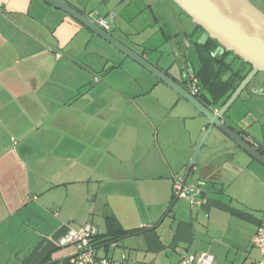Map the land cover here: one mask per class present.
Here are the masks:
<instances>
[{
  "label": "crops",
  "instance_id": "1",
  "mask_svg": "<svg viewBox=\"0 0 264 264\" xmlns=\"http://www.w3.org/2000/svg\"><path fill=\"white\" fill-rule=\"evenodd\" d=\"M152 1L159 0L140 1L139 15L125 18L127 13L110 7L101 17L112 15L109 33L182 81L173 64L151 59V47L124 29V23L133 24L145 13L151 22L135 33L156 28L150 36L158 52L182 34H188L193 50L196 24L184 25V12L174 3L169 9L175 15L168 13L175 20L171 29ZM2 6L0 236L10 225L15 233L5 251L0 248V264H62L75 247L60 246V237L83 223L106 233L116 226L109 214L121 228L140 230L111 243L97 237L92 247L99 257L125 264H176L183 251L208 252L215 264H256L262 258L253 239L263 214L237 208L232 197L225 200L222 172L213 179L204 176L206 166L188 172L205 121L187 100L48 1L7 0ZM175 45L172 51L170 44L174 58L182 54L179 41ZM188 49L182 57L186 75L199 68ZM117 67L123 74L114 72ZM257 121L253 117L241 127L253 140L250 129ZM183 166L185 183L203 189L200 205L172 198ZM179 199L189 207L174 203Z\"/></svg>",
  "mask_w": 264,
  "mask_h": 264
},
{
  "label": "water",
  "instance_id": "2",
  "mask_svg": "<svg viewBox=\"0 0 264 264\" xmlns=\"http://www.w3.org/2000/svg\"><path fill=\"white\" fill-rule=\"evenodd\" d=\"M46 1L71 16L166 83L203 116L205 128L191 157L188 172L195 165L206 166L207 170L204 176L213 179L221 175L222 167L238 171L239 168L235 165L247 166L257 162L264 166V155L256 148L261 144L256 139V141L251 139L239 126L233 115L234 113L229 112L231 104L251 79L258 72L264 73V12L250 0H171L199 26V44H204L209 38L216 40L218 47L213 55L218 51L220 53L230 51L238 59L250 65V70L230 93L226 101L214 108L205 105L167 72L161 70L126 43L97 26L92 19L93 17H90L92 12L82 13L63 0ZM95 13H98V11H95ZM113 22L112 15H110L109 23L112 24ZM175 54L178 57L177 60L180 59L176 67H178L180 74L186 77V72L182 69L185 62L182 60L184 53L180 55L176 52ZM233 128H236L238 132L241 131L240 133H243L245 138L240 136ZM210 135L212 144L216 147L203 160L197 161L199 152ZM262 148L264 151L263 145ZM222 152L225 154L224 159L215 157Z\"/></svg>",
  "mask_w": 264,
  "mask_h": 264
},
{
  "label": "rangeland",
  "instance_id": "3",
  "mask_svg": "<svg viewBox=\"0 0 264 264\" xmlns=\"http://www.w3.org/2000/svg\"><path fill=\"white\" fill-rule=\"evenodd\" d=\"M70 1L76 3L80 7H84L86 9V11H85L86 13L92 12L93 14L90 17H93V19H96L99 16H103L108 11V9H110V7L117 8V10L120 11L121 14L127 13L125 18L132 17L136 13H137V15H139L141 13L139 11L142 8H144V4H142L140 2L141 0H70ZM250 1L256 7H258L262 12H264V0H250ZM6 2H7V0H0V7L2 5H4V7H7ZM172 4H174V3H172L171 0H159L157 5H155V3H153V1H152V5L154 6V8L160 9L161 17L164 18V20H165L164 23L168 27H170L171 29L174 27L173 24L175 23V20L171 19V15H173L174 12L172 11V13H171V11L169 9V6H173ZM2 7H1V9H2ZM177 7H175L176 15L179 12ZM98 9H103V11H105V12L103 14L100 11L98 13H95V11H97ZM167 9L169 10V12L167 11ZM168 13H170L171 15H169ZM175 17H176V20H179V18H177V16H175ZM162 18H161V20H162ZM181 18L184 19V21L182 22L184 25H188L190 27L193 26L194 23L188 15H186L184 13V14H182ZM107 21L109 22L108 19H107ZM150 22H151V20L149 18V15L147 18V15L144 13L140 17H138L137 20L135 22H133V24L131 22L124 23V29H125V31L130 33L129 35L133 36L132 38H134V39L136 38V40L143 42V44L145 46L151 47V53H152L151 59H155L157 61L159 60L160 63H163L166 66L173 64V67L171 69L175 70L176 73L181 75L180 72L178 71V67H176V66H178L177 64H178L180 59L177 60L178 59L177 56H176V58H174L173 52L171 54V50L172 51L176 50L175 44L177 41H179L180 46H181V52L184 53V50H186V52H187V49L189 47L188 42L190 40V38L188 37V34L186 36H185V34H182L181 39L177 38L175 43L173 42V40L169 41V44L167 45L168 50H166V48H165V50L163 52H158V50L154 44L155 39L152 38V36H150L151 35L150 33L151 32L153 33V31H155L154 29H156V28H154L152 26H151V28H149V26H148V27H146V28H148V29H146V31L144 30V32L141 31V33L140 32L135 33V30H139L138 27H141V26L148 24V23L150 24ZM130 23H131V25H130ZM160 24H162L161 21L159 22V25ZM109 25H110V27L115 26V24H110V23H109ZM184 33H186V32H184ZM170 44L172 47L171 50H170ZM185 47H186V49H185ZM87 49L88 50L91 49L90 44H88ZM188 50H189L190 58L191 59L194 58V60H195L194 63L196 65L197 61L195 59L194 50H192V49H188ZM168 55H170L171 57H169ZM86 56H88V54H85L82 57H86ZM171 58H172V60H171ZM115 70L116 71H114V72L119 73V74H123L122 69H118V67H117V68H115ZM260 74H261V72H258L257 76H260ZM245 91H246V89L243 90L240 93V95L237 97V99L231 104L229 112L234 113L233 115H234L235 119L238 121L239 126L242 128H245V126L247 125V122H249L253 117H256L258 119V121L255 124L254 128L250 129L249 125H248L246 129H250L251 134L255 137V139L261 145L264 146V95H258L256 93H254L252 95L253 97L248 98L246 100L247 94ZM164 98H167V97L165 96ZM164 103H165V101H164ZM176 110L177 109H175L173 111V113H176ZM188 120L189 119H186V124L189 122ZM183 122H184V119L180 120V125H182ZM146 127H148V126L146 125ZM201 135H202V133H201ZM201 135H200V137H201ZM200 137L198 138V142H199ZM193 139L196 140L197 136L194 135ZM215 147L216 146L212 144V139H211V135H210L205 140V142H204V144H203V146L199 152V155L197 157V161L203 160L209 154V153H207L205 156H203V153L205 152V150H207V148L211 149V148H215ZM6 148H7V152H10L12 149L8 145L6 146ZM215 157L218 159H222V158L224 159L225 154H223V152H222V153L217 154ZM8 162L9 161H4L3 163L6 164ZM235 166H237V168H239L238 171L230 170L226 167H222V169H221V172H222L221 179L223 181L222 185L224 186L223 188H224V193H225L224 198L227 201H229V200L231 201L230 197H232L233 198L232 199V201H233L232 205L236 206L237 208H240L241 210H243L245 212H248V213H251L253 215L260 217L264 211V166L258 164L257 162H253L247 166L246 165L245 166L235 165ZM183 176H185L184 166L180 171V175H178V177H176V178H182ZM188 177L189 178H188L187 182L192 181L191 175H189ZM134 181L137 182V179H135ZM192 186L197 187V185H192ZM27 201H28V199L25 202H27ZM187 202L184 199H179V200L175 201L174 203H178V204L182 203V204H185L187 207H189L190 203L188 202L189 203L188 204ZM96 212L99 213L98 210H96ZM75 228H77V227H75ZM13 230H14V226L12 227V225H10L9 228L7 229V231L5 230L6 233L3 232V234H1V236H0V248H2L3 250L6 248V246L9 243L11 244L12 241H8V239H9V237H11V238L13 237V234L15 233V232H13ZM4 234H5V237H4ZM3 238H4V240L2 242ZM24 249L25 248H23L22 250H24ZM260 260H261V258H260Z\"/></svg>",
  "mask_w": 264,
  "mask_h": 264
},
{
  "label": "built area",
  "instance_id": "4",
  "mask_svg": "<svg viewBox=\"0 0 264 264\" xmlns=\"http://www.w3.org/2000/svg\"><path fill=\"white\" fill-rule=\"evenodd\" d=\"M91 15L93 13H90ZM97 26L109 32L110 25L105 17L99 16L93 19ZM186 89L192 95L199 93V85L192 73L186 75ZM174 194L176 197L186 199L192 206L200 205L203 201V189L201 187H191L185 183L183 178H177L174 182ZM97 232L95 225L83 223L77 228H70L66 234L60 237L58 244L60 246L73 244L75 253L62 264H125L122 259H110L99 257L95 254L91 238ZM253 245L259 250L261 260L256 264H264V211L260 224L257 227L253 239ZM215 264V257L208 252L198 254H181V259L176 264Z\"/></svg>",
  "mask_w": 264,
  "mask_h": 264
},
{
  "label": "trees",
  "instance_id": "5",
  "mask_svg": "<svg viewBox=\"0 0 264 264\" xmlns=\"http://www.w3.org/2000/svg\"><path fill=\"white\" fill-rule=\"evenodd\" d=\"M216 46H218L217 41L211 38H209L205 44H199L197 42L193 43L194 55L199 62V68L195 73L191 72L192 75L197 79L199 85V93L196 94L195 97L201 100L205 105L210 104L214 107H217L226 101L230 93L238 85V82L250 70V65L243 62L242 60L239 61L243 65V67L238 66V68L237 66L233 68L231 66L232 62L226 63V52L212 55V52L214 51ZM234 56L238 58L236 55ZM185 82L186 77H183L182 86L186 88ZM176 179H174V182ZM172 189V198H179L174 194V187ZM107 219H110V223L116 226L103 234H98V232H96L91 238L92 246L94 245L97 237H105L103 241H105L106 243H111L113 241H116L119 237L134 234L140 230L121 228L113 214H109L107 216ZM47 259L48 257L46 258V260ZM66 261H64L63 263H65ZM43 263H46L45 260L42 262V264Z\"/></svg>",
  "mask_w": 264,
  "mask_h": 264
},
{
  "label": "flooded vegetation",
  "instance_id": "6",
  "mask_svg": "<svg viewBox=\"0 0 264 264\" xmlns=\"http://www.w3.org/2000/svg\"><path fill=\"white\" fill-rule=\"evenodd\" d=\"M194 36H195V38H196V40L194 41V42H197L198 43V39H199V35H200V32H199V26H196V28H195V32H194V34H193ZM206 43V42H205ZM204 43V44H205ZM217 47L218 46H216V48L214 49V51L217 49ZM213 51V52H214ZM213 52H212V55H213ZM223 52H226V58H225V62L226 63H228V62H232V67L233 68H235L236 66H237V68H238V66H241V67H243V65L240 63V59H238V58H236L235 56H234V54L232 53V52H230V51H223ZM223 52H221V53H223ZM220 52L218 51V52H216V54H219ZM220 53V54H221ZM215 54V55H216ZM258 75V73L251 79V81L247 84V86L244 88V90L246 89V94H247V96H246V100L248 99V98H251L252 97V95L254 94V93H256V94H259V95H264V73H262L261 72V74H260V76H257ZM225 77V76H224ZM242 80V79H241ZM240 80V81H241ZM239 81V82H240ZM181 85H183L182 84V82H183V80L181 81V80H179L178 81ZM238 82V83H239ZM205 102V101H204ZM207 106H211L210 104H206ZM211 107H213L214 108V106H211ZM240 136H242L243 138H245V136L243 135V133L241 134L240 132H238L237 131V129L236 128H233ZM257 150L259 151V152H261L263 155H264V151H263V148H262V145H258L257 147Z\"/></svg>",
  "mask_w": 264,
  "mask_h": 264
}]
</instances>
